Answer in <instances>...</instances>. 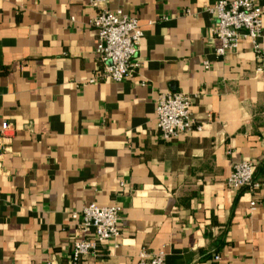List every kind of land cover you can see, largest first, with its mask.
Returning a JSON list of instances; mask_svg holds the SVG:
<instances>
[{"label":"crops","instance_id":"crops-1","mask_svg":"<svg viewBox=\"0 0 264 264\" xmlns=\"http://www.w3.org/2000/svg\"><path fill=\"white\" fill-rule=\"evenodd\" d=\"M219 1L107 0L138 20L139 66L91 82L89 0H0V126L15 130L0 140V264H71L91 234L70 214L91 202L121 208L119 236L76 264H136L141 250L163 264H264V0L260 59L248 39L216 54ZM166 92L191 97L195 126L171 141L156 130ZM241 161L255 192L225 185Z\"/></svg>","mask_w":264,"mask_h":264},{"label":"built area","instance_id":"built-area-1","mask_svg":"<svg viewBox=\"0 0 264 264\" xmlns=\"http://www.w3.org/2000/svg\"><path fill=\"white\" fill-rule=\"evenodd\" d=\"M107 0H89L96 9L90 25L96 31L94 57L98 69L91 82L111 79L123 81L133 76L139 66L135 59L142 39V30L135 16L111 11ZM216 24L214 35L220 40L216 54L222 56L228 50H235L240 40L248 39L259 50V40L263 30V10L254 0H220L214 7ZM260 59V51H258ZM208 62H204L207 68ZM192 99L182 92H166L157 96L155 102L156 130L163 141H171L194 129L191 117ZM197 127L196 129H198ZM14 127L9 121L0 126V140L8 145L14 135ZM8 147L5 146V150ZM225 185L231 190L248 189L255 192L259 183L253 181V164L241 161L233 165ZM251 204H254L252 202ZM121 208L117 204L99 205L94 202L84 205L80 211L70 214V219L82 232H90V237L72 242L71 264H76L85 255L94 252L99 243L119 236L118 223ZM162 252L149 253L141 250L136 264H163ZM219 260L218 254L213 256Z\"/></svg>","mask_w":264,"mask_h":264},{"label":"trees","instance_id":"trees-1","mask_svg":"<svg viewBox=\"0 0 264 264\" xmlns=\"http://www.w3.org/2000/svg\"><path fill=\"white\" fill-rule=\"evenodd\" d=\"M253 181H255V182H258V179H256L255 177H254V174H253ZM244 189V188H243ZM246 189V188H245ZM214 255V251L213 252H209L206 256H205V258H208V257H212Z\"/></svg>","mask_w":264,"mask_h":264}]
</instances>
